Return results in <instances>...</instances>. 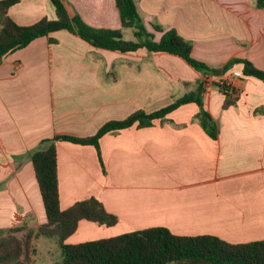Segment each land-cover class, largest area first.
<instances>
[{"label":"crops","instance_id":"0c3cea01","mask_svg":"<svg viewBox=\"0 0 264 264\" xmlns=\"http://www.w3.org/2000/svg\"><path fill=\"white\" fill-rule=\"evenodd\" d=\"M134 1L154 40L175 29L193 43V56L211 66L240 58L264 70V9L257 0ZM63 2L70 16L137 40L134 28L122 26L116 0ZM8 14L20 25L57 18L51 0H18ZM129 31L132 39L125 37ZM243 68L237 62L207 76L179 55L97 47L67 29L6 55L0 61V231L26 225L36 232L47 221L30 155L43 140L93 136L110 121L167 106L207 78L203 99L219 123L217 139L199 124V106L190 102L151 126L107 132L100 152L92 144L56 141L61 208L94 196L118 218L111 226L82 219L67 242L157 226L234 243L264 239V111L257 112L264 107V81ZM214 81L230 84L236 105L223 107L226 95ZM47 238L53 245L41 251ZM35 248L31 264L62 261L54 237L36 238Z\"/></svg>","mask_w":264,"mask_h":264},{"label":"trees","instance_id":"16d2710c","mask_svg":"<svg viewBox=\"0 0 264 264\" xmlns=\"http://www.w3.org/2000/svg\"><path fill=\"white\" fill-rule=\"evenodd\" d=\"M18 0H0V61L8 54L28 46L36 38L67 29L97 47L133 51L147 48L150 51H166L184 58L204 75H222L233 64H244L243 74L264 81V70L248 59L234 58L217 68L193 56V43L175 29L164 32L159 41L154 40L140 17L134 0H116L122 26L134 28L136 41L123 38L121 29L95 28L78 15L70 16L63 0H51L57 12L56 19L42 18L31 25H20L8 14L9 7ZM264 9V0H257ZM156 30L161 27L155 25ZM52 42L56 39L51 38ZM221 69L222 73L218 74ZM208 79L198 82L197 88L175 99L154 112L138 111L124 120H114L102 126L95 135L77 137L57 135L42 141L40 148L31 151L36 177L43 196L47 215L46 223L35 232L26 225L0 231V264H31L36 253L35 239L54 237L62 252L60 264H264V239L234 243L216 235H180L163 226L122 233L119 235L68 243L67 238L78 228L82 219L100 224L114 225L118 218L109 213L103 203L92 196L73 204L68 209L60 205L57 140L95 145L100 152V138L110 131H117L135 123L151 126L155 119H164L168 113L183 104L195 102L199 106L196 119L214 139L219 136V123L205 108L203 93ZM226 95L223 107L236 105L235 90L224 81H214ZM264 111L259 108L257 112ZM102 162V159H101ZM103 163V162H102ZM24 232L22 236L17 234Z\"/></svg>","mask_w":264,"mask_h":264},{"label":"rangeland","instance_id":"374dc122","mask_svg":"<svg viewBox=\"0 0 264 264\" xmlns=\"http://www.w3.org/2000/svg\"><path fill=\"white\" fill-rule=\"evenodd\" d=\"M129 32H130L129 33L130 35H128V33H127V34H125V37H128V38L132 39L133 38L132 31H129ZM23 234H24V232H20L17 235L18 236H22ZM43 240L44 241H42V243H39V249L41 251H45L46 247H49V246L53 245V242L51 240H49L48 238L47 239H43ZM57 250L58 249L56 248V244H55V247H53V249L51 251L52 256H56L57 255V252H58Z\"/></svg>","mask_w":264,"mask_h":264},{"label":"built area","instance_id":"2783aa9c","mask_svg":"<svg viewBox=\"0 0 264 264\" xmlns=\"http://www.w3.org/2000/svg\"><path fill=\"white\" fill-rule=\"evenodd\" d=\"M234 76H241V74L239 73V72H235L234 73ZM227 83V82H226ZM210 84V81L208 80L207 81V85H209ZM227 85H230L229 83H227Z\"/></svg>","mask_w":264,"mask_h":264},{"label":"water","instance_id":"95a60500","mask_svg":"<svg viewBox=\"0 0 264 264\" xmlns=\"http://www.w3.org/2000/svg\"><path fill=\"white\" fill-rule=\"evenodd\" d=\"M218 73H221V70L220 69L218 70Z\"/></svg>","mask_w":264,"mask_h":264}]
</instances>
